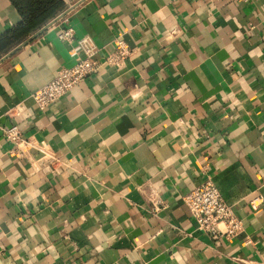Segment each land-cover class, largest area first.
I'll return each mask as SVG.
<instances>
[{"label":"crops","instance_id":"0c3cea01","mask_svg":"<svg viewBox=\"0 0 264 264\" xmlns=\"http://www.w3.org/2000/svg\"><path fill=\"white\" fill-rule=\"evenodd\" d=\"M60 2L24 31L0 0V264H264V0ZM82 40L98 71L38 110ZM118 40L131 54L110 65ZM18 103L29 117L5 115ZM207 178L234 237L182 200Z\"/></svg>","mask_w":264,"mask_h":264},{"label":"built area","instance_id":"2783aa9c","mask_svg":"<svg viewBox=\"0 0 264 264\" xmlns=\"http://www.w3.org/2000/svg\"><path fill=\"white\" fill-rule=\"evenodd\" d=\"M60 37L62 39L71 38L72 30L70 28L65 29ZM80 45L83 53L82 58L70 67L59 68L51 80L31 93V98L38 110H43L55 103L82 80L98 71V61L94 59L96 48L87 43L86 40H82ZM130 54L131 50L127 44L118 40L114 50L107 56L106 62L110 65L121 66ZM17 114L23 115V117L30 116L29 110L23 103H18L5 112L8 117ZM2 132L6 140L12 144L11 151L15 150L23 141L21 129L17 125L4 127ZM182 200L197 227L211 236L230 238L241 231L242 222L240 218L224 201L211 179L207 178L193 187L184 194ZM257 200L261 201V198H254L250 201L252 207L255 208L258 205ZM152 210L156 211L157 207L152 206Z\"/></svg>","mask_w":264,"mask_h":264},{"label":"trees","instance_id":"16d2710c","mask_svg":"<svg viewBox=\"0 0 264 264\" xmlns=\"http://www.w3.org/2000/svg\"><path fill=\"white\" fill-rule=\"evenodd\" d=\"M13 3L22 17V22L25 23L22 27L24 31L35 27L55 12L61 4L60 0H13Z\"/></svg>","mask_w":264,"mask_h":264}]
</instances>
